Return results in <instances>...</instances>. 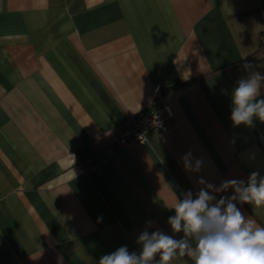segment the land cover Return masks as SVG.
I'll list each match as a JSON object with an SVG mask.
<instances>
[{"label": "crops", "instance_id": "crops-1", "mask_svg": "<svg viewBox=\"0 0 264 264\" xmlns=\"http://www.w3.org/2000/svg\"><path fill=\"white\" fill-rule=\"evenodd\" d=\"M263 37L264 0H0V264H98L139 253L143 231L194 247L168 223L176 202L264 176V123L230 119L237 82L264 75ZM153 104L168 134L120 144ZM234 202L264 226V205Z\"/></svg>", "mask_w": 264, "mask_h": 264}, {"label": "clouds", "instance_id": "clouds-1", "mask_svg": "<svg viewBox=\"0 0 264 264\" xmlns=\"http://www.w3.org/2000/svg\"><path fill=\"white\" fill-rule=\"evenodd\" d=\"M245 69L253 67L251 62ZM264 75L253 72L241 78L233 89L230 119L234 126L254 127V118L264 123ZM234 144L235 141L233 140ZM186 170L198 171L201 161L192 166L191 152L182 157ZM203 184V179L200 180ZM231 187L233 195L221 196L210 205L215 197L201 189L196 197L189 191L185 198L179 199L173 207L174 215L168 223L171 229L185 236L195 237L194 247L186 239H174L160 231H143L137 239L141 246L139 253L130 252L126 245L110 254L102 255L98 264H151L159 254L156 264H170L180 255L189 256L194 264H264V226L252 219H246L234 202L259 207L264 205V176L253 171L247 181L232 179L224 182L217 192ZM208 188H213L209 184ZM151 223L150 221L148 222Z\"/></svg>", "mask_w": 264, "mask_h": 264}, {"label": "built area", "instance_id": "built-area-1", "mask_svg": "<svg viewBox=\"0 0 264 264\" xmlns=\"http://www.w3.org/2000/svg\"><path fill=\"white\" fill-rule=\"evenodd\" d=\"M171 118L172 113L167 105L153 104L149 109L125 121L119 143L122 145L142 143L146 132L151 129L168 134ZM82 165L91 166L90 160H86Z\"/></svg>", "mask_w": 264, "mask_h": 264}, {"label": "trees", "instance_id": "trees-1", "mask_svg": "<svg viewBox=\"0 0 264 264\" xmlns=\"http://www.w3.org/2000/svg\"><path fill=\"white\" fill-rule=\"evenodd\" d=\"M258 51L259 52H264V37H263L262 41L259 44Z\"/></svg>", "mask_w": 264, "mask_h": 264}]
</instances>
